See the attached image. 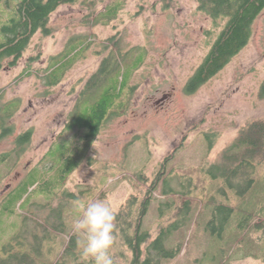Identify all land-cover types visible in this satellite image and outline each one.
<instances>
[{"label":"rangeland","instance_id":"374dc122","mask_svg":"<svg viewBox=\"0 0 264 264\" xmlns=\"http://www.w3.org/2000/svg\"><path fill=\"white\" fill-rule=\"evenodd\" d=\"M114 7H120L119 12L109 20ZM5 13L0 9V20ZM223 25L202 12L198 0H81L52 14L50 34L37 33L17 64L0 71V107L20 103L8 121L13 133L0 138V155L16 149L18 136L32 132V141L17 164L15 158L0 164V261L18 251L15 238L24 230L25 216L33 217L35 208L28 209L32 202L25 201L21 207L22 197L45 175L30 172L54 142L66 140V135L60 136L81 92L107 59L110 73L99 89L103 93L110 89L111 94L114 88L120 89L126 99L133 87L129 108L104 125L89 149L74 155L82 158V164L65 189L71 193L86 190L82 205L105 196L112 209L118 210L132 194L143 198L146 193V184L134 186L128 180L137 170L143 168L148 181H153L166 164L161 186L164 177H169L174 192L183 191L179 175L189 171L195 178L189 192L196 201L192 220L167 240L168 248L181 247V252L162 264H264V233L248 234L238 228L245 215H233L225 231L218 222L216 228L210 226L215 205L228 198L233 205L258 213L256 207L264 204V186H258L247 203L223 179L202 171L222 159L247 122L264 121V11L242 51L196 93L187 92V84ZM67 51L68 59H80L58 85L49 86L48 69ZM98 95L83 100L79 116ZM75 132L78 137L85 130ZM206 134L215 136L212 150ZM168 158L172 160L166 163ZM41 170L47 172L44 165ZM262 170L259 177L264 175ZM104 175L109 178L105 188ZM167 199L157 192L144 220L143 229L153 239L161 228L178 221L175 205L161 210ZM74 208L76 219L83 208ZM53 246L61 252L60 245ZM111 251L113 264H129L131 257L124 247L116 243Z\"/></svg>","mask_w":264,"mask_h":264},{"label":"trees","instance_id":"16d2710c","mask_svg":"<svg viewBox=\"0 0 264 264\" xmlns=\"http://www.w3.org/2000/svg\"><path fill=\"white\" fill-rule=\"evenodd\" d=\"M79 1L81 0H0V9L6 11V17L0 20V71L5 66L12 67L17 64L37 33L50 34L51 30L48 28L50 18L61 6L76 4ZM198 1L202 12L210 16L215 23L223 21L224 25L205 60L187 84L189 95L196 93L242 51L252 36L254 22L264 11V0ZM119 8H113L109 20L117 17ZM68 51L54 59L48 69L46 79L49 86L58 85L66 71L80 59H68ZM108 61L103 60L98 72L89 79L81 92L77 105L68 118L67 126L60 136L62 138L66 135L64 138L66 140L54 142L51 150L30 172L33 174L37 171L45 177L42 182H36L28 187L22 197L24 200L21 207L25 205V201H30L32 203L28 209L35 208L37 212L34 210L33 217L25 216L24 230L15 238L18 251L13 256L11 254L7 260L0 261L1 263L90 264V261L81 256L85 242L83 233L73 231L74 222L83 214L79 212V216L77 214L76 219H73L74 213L77 212L74 207L82 205L80 202L82 196L84 198L88 192L79 189L78 193H71L65 188L70 176L82 164V158L74 155L89 149L104 125L111 119L122 116L129 108L133 87L130 88L126 99L120 89L114 88L113 94L110 89L105 90V93L99 89L110 73L106 65ZM115 64L112 62L113 66ZM93 93H97V100L79 116L83 100ZM19 107L20 103L17 101L0 107V138L13 133L8 121ZM81 129L85 132L77 137L75 131ZM206 137L209 141V150H212L215 136L206 134ZM31 141V131L18 136L16 149L0 155V164L8 160L13 161L14 158L17 164ZM170 160L172 159L168 158L166 163ZM42 165L47 172L41 170ZM166 168L167 165L163 164L153 181H148L143 168L131 174L128 180L135 183L134 186L136 183L146 184V193L143 198H137L132 194L118 210L112 209L105 196L94 200L104 202L113 210L114 242L111 249L115 248L116 243L124 247L131 257L129 264H162L164 259H174L181 252V247L168 248L166 242L173 233L192 220L196 201L189 192L195 178L191 172L182 171L188 176L179 175L183 191L174 192L169 177L168 179L164 177L161 186L163 176H166ZM259 168L264 169V121L253 120L240 129L236 140L223 152L222 159L218 163L204 167L202 171L213 179H223L235 195L248 203L258 190V186H264V175L259 177ZM262 171L264 173V170ZM107 177L104 175L101 179L104 188L108 185ZM159 191L164 198H168L165 203H161V210L163 206L175 205L178 221L174 225L161 228L153 239L151 233L143 229V225L152 200ZM255 210L258 213H253V209L245 210L233 205L228 198L226 203L215 205L210 226L212 229L216 228L214 225L218 222L220 229L225 231L233 215L241 214L245 215L246 219L238 225L239 230H246L248 234L264 233V204L260 208L257 206ZM30 221L32 223L29 224ZM54 244L61 246L60 253L56 251Z\"/></svg>","mask_w":264,"mask_h":264},{"label":"clouds","instance_id":"9594fccd","mask_svg":"<svg viewBox=\"0 0 264 264\" xmlns=\"http://www.w3.org/2000/svg\"><path fill=\"white\" fill-rule=\"evenodd\" d=\"M83 214L73 224V231L83 233L81 256L90 264H113L114 213L102 201L81 205Z\"/></svg>","mask_w":264,"mask_h":264}]
</instances>
